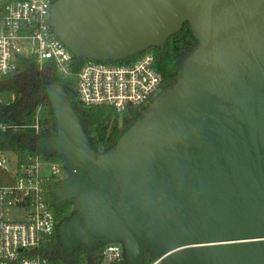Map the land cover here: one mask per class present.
<instances>
[{
    "label": "water",
    "instance_id": "water-1",
    "mask_svg": "<svg viewBox=\"0 0 264 264\" xmlns=\"http://www.w3.org/2000/svg\"><path fill=\"white\" fill-rule=\"evenodd\" d=\"M52 15L78 58L163 48L186 22L199 43L101 157L64 87L39 90L58 136L37 149L65 157L54 193L76 206L60 227L65 254L116 240L128 264L147 247L164 264H264V0H57Z\"/></svg>",
    "mask_w": 264,
    "mask_h": 264
},
{
    "label": "built area",
    "instance_id": "built-area-1",
    "mask_svg": "<svg viewBox=\"0 0 264 264\" xmlns=\"http://www.w3.org/2000/svg\"><path fill=\"white\" fill-rule=\"evenodd\" d=\"M56 1L0 0V77L16 71L20 58L33 60L40 69L53 62L63 77H76V98L84 107L111 106L118 113L149 108L163 85L155 55L144 50L118 61L76 57L54 28ZM76 59L82 60L77 70ZM12 129L0 123V136ZM0 167L14 181L0 187V264H47L39 248L58 224L46 185L52 179L60 184L63 173H69L67 163L47 161L37 149L23 162L13 152H0ZM102 255L107 263L121 261L124 245L107 244Z\"/></svg>",
    "mask_w": 264,
    "mask_h": 264
},
{
    "label": "trees",
    "instance_id": "trees-1",
    "mask_svg": "<svg viewBox=\"0 0 264 264\" xmlns=\"http://www.w3.org/2000/svg\"><path fill=\"white\" fill-rule=\"evenodd\" d=\"M190 24L186 22L182 29L171 36L166 45L149 49L155 55V67L163 77L162 89H172L182 77L183 65L187 57L198 46ZM76 59V70L81 64ZM51 83H59L71 96L74 108L85 117L84 129L98 157L114 149L119 139L134 125L148 108H130L118 113L111 106L84 107L77 101V80L75 76L63 77L53 62H47L42 69L31 59L20 58L16 71L0 77V123L9 124L14 129L0 136V152L15 153L20 162L37 150L41 140L58 136L56 120L51 104L40 89ZM40 111L38 112L39 107ZM39 126L38 130L35 125ZM45 160L64 163L60 154H46ZM68 169V166H67ZM52 179L46 186L49 189L47 200L51 205L58 224L54 236L39 248V253L47 264H102V252L107 245L104 240H96L93 250L81 246L70 255H66L60 245V227L72 219L76 213L73 200L61 202L54 190L60 186ZM160 256L147 247L144 264H154ZM13 264H19L15 262ZM109 264H128L126 253L121 261Z\"/></svg>",
    "mask_w": 264,
    "mask_h": 264
},
{
    "label": "rangeland",
    "instance_id": "rangeland-1",
    "mask_svg": "<svg viewBox=\"0 0 264 264\" xmlns=\"http://www.w3.org/2000/svg\"><path fill=\"white\" fill-rule=\"evenodd\" d=\"M166 89H161L159 92L156 93V95L154 96L155 101L162 96L164 93H166ZM69 179V173L65 172L63 173L62 176V181L60 182V184H64L68 181ZM14 184L13 178H11L10 176H8L0 167V187L1 186H11ZM107 244H120L123 245L122 242L120 241H116V240H111V241H106ZM160 259H158L156 262H158ZM102 264H109L106 261H104ZM158 264H164V261H160Z\"/></svg>",
    "mask_w": 264,
    "mask_h": 264
}]
</instances>
